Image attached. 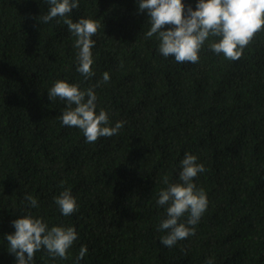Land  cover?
I'll return each mask as SVG.
<instances>
[{"label": "trees", "instance_id": "trees-1", "mask_svg": "<svg viewBox=\"0 0 264 264\" xmlns=\"http://www.w3.org/2000/svg\"><path fill=\"white\" fill-rule=\"evenodd\" d=\"M182 2L185 13L197 4ZM79 3L71 18L100 24L87 80L67 26L39 21L45 0H0V264H16L6 234L27 214L78 233L68 259L42 249L32 264H75L82 246L79 264H264V31L239 60L206 42L198 63L180 64L159 53L155 36L145 38L148 14L137 0ZM105 71L110 80L94 88L97 112L107 111L110 126L125 123L86 143L81 130L62 125L67 105L52 102L48 89L58 79L93 87ZM186 152L205 167L195 183L208 206L195 235L169 248L156 200L164 176L178 182ZM62 181L78 204L70 216L54 202Z\"/></svg>", "mask_w": 264, "mask_h": 264}, {"label": "clouds", "instance_id": "clouds-1", "mask_svg": "<svg viewBox=\"0 0 264 264\" xmlns=\"http://www.w3.org/2000/svg\"><path fill=\"white\" fill-rule=\"evenodd\" d=\"M48 10L38 19L41 23L56 19L63 23L75 37L73 47L76 52L77 72L87 80L94 76L92 49L93 39L100 24L90 17L81 16L73 20L70 14L79 9V0H45ZM140 11H146L150 28L145 38L153 36L158 40L159 53L167 58L174 57L180 64H196L200 60V51L207 47L226 60H239L244 49L250 45L257 33L264 31V0H197L195 9L185 5L182 0H137ZM166 25H170L167 30ZM110 75L107 71L97 85L81 89L79 84L64 79L56 80L48 89V97L67 105L62 110L60 120L63 126L78 128L86 138V143H94L101 137H112L119 133L124 121H116L110 126L109 115L103 108L97 112V95L94 88L107 83ZM197 156L185 153L180 161L181 170L178 182L170 183L167 176L163 183L167 185L158 193L157 206H163L166 216L158 230L166 234L160 238L165 247H173L179 241L195 235V226L207 210L208 199L203 188L197 187L195 178L205 171ZM63 188V181L61 182ZM28 204L38 207L37 199L28 194L24 198ZM55 204L64 216H70L78 210V204L69 188L54 198ZM186 219H183L185 218ZM14 233L6 234L8 248L15 254L16 264H32L35 253L45 250L52 258L68 259L69 249L78 239V233L71 226H52L30 214L12 221ZM181 251L185 249L182 247ZM87 248L82 246L76 256L75 264L86 255ZM186 254V253H185ZM205 264H214V259H206Z\"/></svg>", "mask_w": 264, "mask_h": 264}]
</instances>
